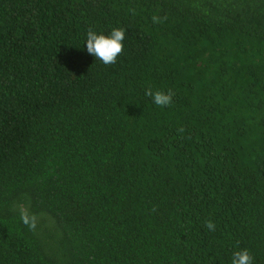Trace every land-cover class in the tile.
Segmentation results:
<instances>
[{
    "label": "trees",
    "instance_id": "obj_1",
    "mask_svg": "<svg viewBox=\"0 0 264 264\" xmlns=\"http://www.w3.org/2000/svg\"><path fill=\"white\" fill-rule=\"evenodd\" d=\"M113 28L106 66L84 43ZM242 249L264 264V0H0V264Z\"/></svg>",
    "mask_w": 264,
    "mask_h": 264
},
{
    "label": "clouds",
    "instance_id": "obj_2",
    "mask_svg": "<svg viewBox=\"0 0 264 264\" xmlns=\"http://www.w3.org/2000/svg\"><path fill=\"white\" fill-rule=\"evenodd\" d=\"M126 31L122 28H113L107 34L89 29L86 33L84 45L87 53L100 61L103 65H114L123 53L125 48ZM151 98V102L158 107L167 108L172 105L173 99L170 94L164 91H149L146 93ZM19 219L23 226L29 231H35L38 228V219L35 214L29 213L21 207ZM206 228L212 231L216 230V225L206 222ZM254 258L250 255L248 249L235 251L231 257V264H253Z\"/></svg>",
    "mask_w": 264,
    "mask_h": 264
}]
</instances>
